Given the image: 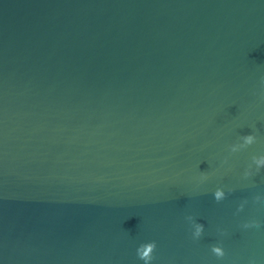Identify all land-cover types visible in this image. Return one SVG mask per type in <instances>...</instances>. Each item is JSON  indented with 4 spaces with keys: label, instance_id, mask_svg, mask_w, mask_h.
Listing matches in <instances>:
<instances>
[{
    "label": "water",
    "instance_id": "obj_1",
    "mask_svg": "<svg viewBox=\"0 0 264 264\" xmlns=\"http://www.w3.org/2000/svg\"><path fill=\"white\" fill-rule=\"evenodd\" d=\"M262 81L264 0H0V264H264Z\"/></svg>",
    "mask_w": 264,
    "mask_h": 264
},
{
    "label": "clouds",
    "instance_id": "obj_2",
    "mask_svg": "<svg viewBox=\"0 0 264 264\" xmlns=\"http://www.w3.org/2000/svg\"><path fill=\"white\" fill-rule=\"evenodd\" d=\"M261 89H262L261 91L262 94H264V81H262L261 83ZM240 140L241 142L232 144L230 146V154L236 153L243 149H247L249 146L257 142V138L255 135H245L241 137ZM261 169H264V155L252 156L251 163L243 171V176L244 178L247 179L255 175ZM214 196L217 200L223 199L225 196L224 189L222 187H218L214 193ZM253 203L264 205V197L256 196L253 199ZM242 209H243V205L237 208L236 211L240 212L242 211ZM242 227L244 229H249V228H258L260 227V225L257 223H250V224H244L242 225ZM202 230H203V225H196L195 230L192 233L193 238H198L201 235ZM156 247L157 244L156 241L154 240L142 242L136 248V255L141 261H143V264H152V261L154 259L153 252ZM211 252L215 254L218 260H223L225 256L224 249L219 243L211 245Z\"/></svg>",
    "mask_w": 264,
    "mask_h": 264
}]
</instances>
